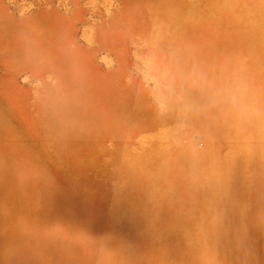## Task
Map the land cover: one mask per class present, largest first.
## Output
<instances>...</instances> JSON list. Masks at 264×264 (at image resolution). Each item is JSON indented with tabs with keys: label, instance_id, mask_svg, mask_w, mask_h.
<instances>
[{
	"label": "rangeland",
	"instance_id": "rangeland-1",
	"mask_svg": "<svg viewBox=\"0 0 264 264\" xmlns=\"http://www.w3.org/2000/svg\"><path fill=\"white\" fill-rule=\"evenodd\" d=\"M0 264H264V0H0Z\"/></svg>",
	"mask_w": 264,
	"mask_h": 264
}]
</instances>
